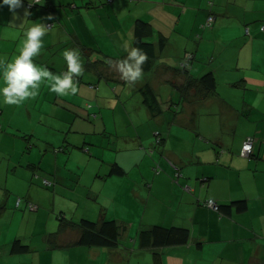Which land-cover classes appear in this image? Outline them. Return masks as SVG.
I'll return each mask as SVG.
<instances>
[{
	"label": "crops",
	"instance_id": "0c3cea01",
	"mask_svg": "<svg viewBox=\"0 0 264 264\" xmlns=\"http://www.w3.org/2000/svg\"><path fill=\"white\" fill-rule=\"evenodd\" d=\"M126 1L45 0L29 8L28 0H24L15 15L7 5H0V58L11 59L19 51L24 23L43 21L51 24L42 38L41 52L34 58L37 65L53 73L63 72L66 62L62 49L78 48L84 67L78 77L79 88L84 90L83 95L76 94L78 99L75 95L51 92L49 82L45 81L34 99L19 105L0 100V146L6 144L14 153L9 161L3 158L0 162V227L3 228L2 232L0 228V264H147L149 261L154 264L153 252H158L162 264H264V29H261L264 0H209V9L204 8L205 4L202 6L203 0H165L161 12H154L155 3L159 5V2L150 0V12L158 19L148 22L149 31L155 36L154 40L150 39L155 44L154 55L144 65L143 78L134 85L121 78L115 64L126 56L124 45L132 44L135 19H147L135 13L134 8L131 10L132 3ZM26 8L31 16L24 17ZM176 9L179 15L169 21ZM101 10H109L108 25L106 12L100 13ZM48 14H52L53 20H47ZM199 14L203 18L197 17ZM209 15L214 17L213 27L201 37L199 29L203 30ZM181 23L187 26V31L179 45L171 32ZM166 24L174 29L171 26L167 29ZM102 41L111 42L116 50L107 51V44ZM170 48H183L182 53H190L191 66H180L182 55L178 57L179 63L177 59L175 65H170ZM209 71L215 82L210 91L199 81ZM85 78L90 81H84ZM102 78L110 92L121 88L116 96L110 94L106 98L113 101L114 108L121 103L122 115L134 133L125 135L124 146L116 147L112 161L94 155L93 150L86 161L78 156L80 151H75L71 143H65L66 139L69 141L68 131H59V123L62 121L64 125L70 118L71 130L75 121L85 123L79 132L82 134L91 133L89 126L93 133L105 131L101 108L99 113L94 107L90 111L86 109L89 86L99 87ZM146 84L159 102L160 112L156 115H151L143 102L140 87ZM160 84L167 95L166 111L160 104L164 92L158 98ZM124 87L130 91L124 94L125 98ZM132 95L139 110L133 114L130 112L134 104L127 110L129 104L123 101ZM142 104L146 111L139 114ZM199 110L205 114L200 119ZM91 113L94 118L100 114V131L96 123L90 122ZM147 121H150L149 131L157 129L154 133H161V143L153 145L151 133L138 129L137 124ZM18 136L26 140L35 137L40 140V146L35 149V145L29 144L28 156L24 158L23 151L24 160L17 163ZM44 136L53 138L55 145L54 140L63 144V151L51 150L46 143L42 149ZM247 137L253 139V147L252 155L245 157L240 151ZM20 144L23 148L22 140ZM147 148H150V160L142 163L149 156ZM84 151L89 152L90 148ZM68 163L70 167H66ZM13 164L25 170L11 173ZM116 166L120 171L112 173ZM62 168L73 176L71 182H63ZM175 173L179 174L177 180ZM40 185L53 186L57 192L65 188L76 197L80 195L78 199H70L74 211L67 209L59 213L67 215L69 221L85 217L98 222L114 219L123 224L125 229L118 244L113 247L80 244V230L68 226L59 231L58 222L56 229L50 227L48 232L41 229L40 242L33 247L32 236L44 217L39 207L44 190ZM209 198L223 205L245 199L247 207L243 211L231 207L228 213L220 214L203 204ZM79 200L92 205L79 210ZM6 212L21 219L19 227L11 233L8 230L13 220L6 218L9 226L2 220ZM156 224L186 227L188 242L141 248L138 232ZM17 239L28 249L15 251L12 245ZM134 252L142 257L133 258ZM145 253H148L146 257Z\"/></svg>",
	"mask_w": 264,
	"mask_h": 264
},
{
	"label": "rangeland",
	"instance_id": "374dc122",
	"mask_svg": "<svg viewBox=\"0 0 264 264\" xmlns=\"http://www.w3.org/2000/svg\"><path fill=\"white\" fill-rule=\"evenodd\" d=\"M155 1H158L159 5H157V3H155L154 12H161L163 10V5H164L163 3H164L165 0H155ZM167 1L168 0H166V2ZM126 2L132 3L129 6V7H131V10H132V8H134L133 10L135 11V13H140V15L142 17H144V19H147V22L150 23L151 19H153V21L154 20H158L157 17L154 16V14L152 12H150V7H151L150 6V0H129V1L127 0ZM208 2H209V0H203L202 1V3H203L202 6H204V4H205L204 8H206V9H209ZM178 10L179 9L175 10V14L173 12H171L170 18L168 16L169 21L170 20L173 21L176 18V16L179 15V11ZM101 12L104 14L106 12V10L105 11L101 10L100 13ZM127 12H130V11H127ZM188 14L189 13H187L185 16H187ZM104 15H105V17H107V25H108L109 24V19H108L109 10ZM113 15H114V13H113ZM197 17L203 18L202 16H200V14ZM187 21H189V20L187 19ZM204 22H205V19H204ZM153 25H154V27L159 28V26L157 24H153ZM170 26H171V29H174V26L166 24V28L167 29H169ZM211 27H213V24L209 25V26L204 25V27H202L203 30L200 28L198 33L201 34V37H203V33L205 34L207 31H209L211 29ZM204 30H206V31L204 32ZM185 31H187V26H184L183 23H181L179 26L177 25L175 27V31L174 32H171V35L175 36V38L177 39L176 42L179 41V45H182L181 44V41H182L181 38L184 37ZM168 33H169V30H168ZM197 36H198V34H197ZM150 39L154 40L155 36H153L152 33L149 31L147 36H146V40L150 41ZM192 41H193V38H191V42ZM101 43H106L107 44V46H106V50L107 51L116 50L115 47H113V46H111L109 44L111 42L102 41ZM120 49H124V48H120ZM183 50H184L183 48H178L177 50L173 49V48H170V52L171 53H170V55H168V57H171V61H172L170 65H172V64L175 65L177 59H178L177 63H179L180 59L185 57L186 54L182 53ZM180 55H182V56L179 59L178 57ZM192 60L189 59L187 64L191 66ZM87 79L88 78H85L84 81L85 80H86V82L90 81V80H87ZM92 82L96 83V80L92 79ZM103 82H104V79L102 78V82H101L99 87L96 86L95 84L89 86L90 90H91V93L87 94V97H88L89 100L86 102V109L88 111H90V108L94 107L95 111L97 113H99L98 111L101 108V110L103 112L102 113V115H103V122L102 123H105V128H104L105 131L104 130L100 131V128H99V125H98V124H100V127H102V123L100 122V114H97V116L95 118L93 117L94 115L92 113H91V116H90V120H91L90 122L91 123H96L95 127L100 131V133H93V130H92L91 126H89L90 129H91V133H89V135L88 134H84V133L83 134L79 133L80 131H82V129L85 128V125H84L85 123H80L79 121H75L74 122L73 129L71 130L70 126H69L71 124V123H69L70 122V118L67 120L69 124L68 123H64L65 126L63 125L62 121H60V123H59V131L60 130L61 131L65 130L66 132L68 131L69 141L66 139L65 143L66 144H67V142L71 143L72 144L71 147L74 148L75 151H80L78 156L80 158L84 157V159L86 161L90 160L89 159V153L92 154V150H93L94 155H97L98 157H102L103 160L112 161L113 157H115V154H116V152H115L116 147L118 146V148H120V147L124 146L123 143H125V142H124L123 139H125V135H130V134L134 133V131L129 127V123L127 122L125 117L122 115L123 114V109L121 108V106H122L121 103L118 104L116 108H114L113 101L111 99H109V98H106L110 94L116 96L117 93L121 90V88L119 87L118 90H116L114 92H110V91H112L111 88L110 89L105 88ZM162 86L163 85L160 84V88ZM83 90H84V88H79V92L77 94L83 95L81 93ZM126 92L130 93L128 87H124L123 94H122L123 98H125L124 94ZM160 92L162 94L158 92L159 93V97H158L159 99L161 98V95H163V92H164V95L160 99V104H161V107H162L163 111H166L167 110L168 101H167V99H166V102L164 101V97L167 96V95H165L164 87L161 88ZM75 96L78 99V96L77 95H75ZM96 96H99V99H97ZM123 101L125 103L129 104L127 110L132 109V104H134V106H133V111L134 112L132 111L130 113L133 114V113H137L139 111L138 110V106H137V102H134L133 95L129 96V97H126V99H124ZM141 106L142 107H141V111H140L139 114H143L146 111L145 106L143 104ZM91 112H93V110H91ZM107 113H111V116L108 117ZM112 113H114L113 116H112ZM200 116L201 117L205 116V114H203V111H201V110L198 111V117L197 118L200 119ZM153 122L155 123L156 119H154ZM136 123H138V122H136ZM137 126H138V129L140 131L146 130L149 133H151V135L153 136V142H154L153 145L156 144L155 143L156 136L153 135V133L157 129H153L151 131L148 130V128L150 126V121H147L143 125L137 124ZM95 127H93V128H95ZM158 128H160L159 125H158ZM26 138H27V140L22 138V137H20V136H18V140L20 142H21V140L23 141V146L24 147L22 148L20 142L17 143V145H18V150H17V154H16L17 157L15 156V159H16L17 163L20 162L21 160L23 161L24 158L28 156L27 152H28V149H29V147H28L29 144H32L33 146L35 145V149H37L38 146H40L39 145V143H40L39 139H34L35 137L32 138V139H30L28 137H26ZM52 139L53 138H50V137L45 138V136L41 137V143L44 145V146H42V149L43 148L45 149V143H46L47 146H49L51 148V150H53L55 148L56 151L62 152L63 150H61V149H62V146H64V145L63 144L59 145V143L57 144V141L54 140L55 143H56V145H55ZM5 145L6 144H4V147L0 146V162H2L3 158H6L7 161H9V156L14 157V155H13L14 153L12 152V150H10L9 148H6ZM8 147H10V146H8ZM88 147L90 148V151L84 153L85 152L84 150L87 151ZM23 151L25 152L26 155H24V158H21ZM146 152H147V154H149V156H146L144 161H142V163H146L147 161L150 160V148H147ZM83 154H86V156H84ZM91 160L94 161L95 159H91ZM70 165L71 164L68 163V165L66 167H70ZM12 167L10 169L11 173L15 172V170H21V171L25 170V168L20 167V166L16 167L14 164L12 165ZM14 168H16V169H14ZM43 169H45V168L43 167ZM138 170H140V169H138ZM136 171H137V169H133V172H136ZM143 171L146 172V169H143ZM87 172H88V170H87ZM60 174H62L64 183L71 182L70 179L73 178V176H71V174L67 170H65L64 168L60 169ZM31 175H33L32 172H31ZM85 176H86V174H84V178H85ZM10 178H14V176H10ZM83 180H85V179H83ZM83 180H81L80 183L83 182ZM40 186H42V185H40ZM42 188H44L45 191L42 190V192H41V194L43 195V198L41 199L42 203H41V205H39V207H40V210L43 212V216L44 217L42 219V224L41 225H37L36 228H35V232H34V234L32 236V238L34 239L32 246L36 245L35 243L40 242L41 231H42L41 229H43V231H45V232L50 231V229H51L50 227H53V229H56V227L58 225V222H59L58 215H59L60 211L67 210V209H68L69 212L74 211L73 208H72L73 203L70 202V199L71 198L78 199L79 196H80V195H78V197H76L74 192H72L70 194V192H68L67 189H65V188H62L59 192H57V190H55V187H53V186L50 187V188H45L44 186H42ZM77 189H79V186H77ZM47 191H49L51 193H47ZM53 192H55V193H53ZM44 193H46V195ZM79 202H80L79 210L89 209V206L91 207V205H92V203L86 202L84 200H79ZM15 207H14V205L12 206L13 209H16ZM6 208L8 209L7 205H6ZM18 209H22V208L20 207ZM4 215L6 217H2V220H3V223L6 226H9L8 221L6 220V218L10 217L13 220L12 221L13 222L12 226L8 230L11 233V232H13L16 229V227H19L21 219L19 220L18 217L16 218V216H12L11 214H9L7 212ZM20 217L21 216H19V218ZM2 231H3V228H1V232ZM39 252H40V250H38L36 252V254L39 253ZM136 253L137 252H134L133 258L140 257V256L142 257V255L139 256V254L138 253L136 254ZM33 254H35V253H33ZM147 254L148 253H145V257H146ZM151 256H152V253L150 252L149 253V259L150 260H151ZM147 258H148V256H147ZM148 263L151 264L150 261L147 262V264Z\"/></svg>",
	"mask_w": 264,
	"mask_h": 264
},
{
	"label": "clouds",
	"instance_id": "9594fccd",
	"mask_svg": "<svg viewBox=\"0 0 264 264\" xmlns=\"http://www.w3.org/2000/svg\"><path fill=\"white\" fill-rule=\"evenodd\" d=\"M45 0H28L32 4H43ZM24 0H0V5H7L15 15ZM31 11L24 9V17L31 16ZM47 20H53L48 14ZM43 21L24 23L23 40L19 51L11 58H0V100L9 105H19L39 95L41 84L49 82L50 91L57 95H76L79 92L78 77L84 72L81 53L78 48H64L61 55L66 62V69L53 73L47 67L38 66L34 58L43 47V37L49 30ZM126 56L116 61L115 67L123 80L134 85L143 78L144 65L148 53L134 44H125Z\"/></svg>",
	"mask_w": 264,
	"mask_h": 264
},
{
	"label": "trees",
	"instance_id": "16d2710c",
	"mask_svg": "<svg viewBox=\"0 0 264 264\" xmlns=\"http://www.w3.org/2000/svg\"><path fill=\"white\" fill-rule=\"evenodd\" d=\"M264 26H261V29ZM150 30V25L147 21L136 18L133 23L132 44L143 48L149 57L154 55L155 44L146 40V35ZM159 44L163 42L160 39ZM200 83L208 90L214 88L215 82L212 73L206 72L199 78ZM189 86V84L187 85ZM140 92L143 96V102L147 106L151 115H156L160 112V106L156 94L146 84L140 87ZM156 144L162 142L161 133L155 132ZM253 147V146H252ZM252 155V152L249 156ZM118 166L112 169V173L119 172ZM179 174L175 173L177 180ZM207 200V199H206ZM215 201V200H214ZM205 202V201H204ZM203 204L207 206L205 203ZM208 207V206H207ZM231 207L237 211H243L247 207L245 199L232 200L229 204L217 203V208L214 209L218 213H228ZM211 208V207H209ZM213 209V208H212ZM58 230L62 231L68 226H75L80 230L78 243L88 246H103L113 247L118 244L120 236L125 229V226L114 219H102L100 222L93 221L88 218H81L76 222L69 221L62 214L59 215ZM189 240V230L186 227L162 225H152L147 229H141L138 232V243L141 248H157L179 244H185ZM12 248L16 251H24L28 249L26 244H21L20 241L14 240ZM154 264H162L158 252H153Z\"/></svg>",
	"mask_w": 264,
	"mask_h": 264
},
{
	"label": "built area",
	"instance_id": "2783aa9c",
	"mask_svg": "<svg viewBox=\"0 0 264 264\" xmlns=\"http://www.w3.org/2000/svg\"><path fill=\"white\" fill-rule=\"evenodd\" d=\"M214 21V17L212 15H209L207 17L206 20V26H209L213 23ZM51 23H47L48 26H50ZM264 28V27H263ZM191 54L190 53H186L185 57H183V59L180 61V66L182 68H186L188 66L187 62L189 61V59L191 58ZM252 146H253V139L251 137H247L244 141L243 144L241 146V151L240 154L242 156H249L250 153L252 152ZM45 184H48L47 180H44ZM19 203V200L17 201V204ZM208 207H211L213 209L217 208V203L216 201H214L213 199L209 198L207 200H205L204 202Z\"/></svg>",
	"mask_w": 264,
	"mask_h": 264
}]
</instances>
